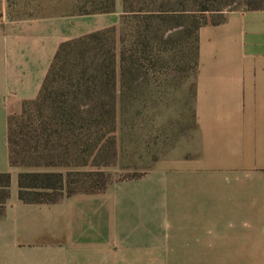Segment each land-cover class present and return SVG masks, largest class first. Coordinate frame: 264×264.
<instances>
[{
	"label": "crops",
	"instance_id": "0c3cea01",
	"mask_svg": "<svg viewBox=\"0 0 264 264\" xmlns=\"http://www.w3.org/2000/svg\"><path fill=\"white\" fill-rule=\"evenodd\" d=\"M1 3L5 11L6 0ZM33 22L29 32L36 40L0 47V173H11L0 217V264L264 259V8L231 11L200 27L191 135L145 176L67 198L63 224L59 215L45 222L36 211L59 209L60 203L20 200L9 118L39 96L62 42L116 22L107 14Z\"/></svg>",
	"mask_w": 264,
	"mask_h": 264
},
{
	"label": "rangeland",
	"instance_id": "374dc122",
	"mask_svg": "<svg viewBox=\"0 0 264 264\" xmlns=\"http://www.w3.org/2000/svg\"><path fill=\"white\" fill-rule=\"evenodd\" d=\"M76 1L43 0L39 8L28 10L16 8L9 16L7 7L4 11L0 0V47H3L1 46L3 43L12 41L36 40L29 32L33 30L29 29V24L34 23L33 19L71 16L77 9ZM150 1L158 3V0ZM165 1L170 9L180 11L200 10L206 7L209 9L205 13L206 21L212 22L221 20L225 13L231 11L264 6V0ZM104 14L113 18L116 26H119L123 14V0H116L114 12ZM202 16L201 14L200 21L204 19ZM10 21L16 22L9 23ZM175 24L181 25L182 28L174 30L169 34L171 36L169 41L161 48L155 49V53L158 49H162V56L152 57V53L150 62L145 60L149 70L146 66H140V68L137 66L135 75H132V82L123 89L120 86L119 90L122 93L125 92L126 97L123 109H117L115 129L108 120L97 123L92 121L91 117H96L102 110L95 109L93 103L88 102L86 109L74 111L66 109L67 115L64 119H67L68 124L65 125L64 122L59 121L60 109L52 108L50 105L42 109H36L33 106L28 109L26 115L19 117L18 126L15 127L18 151L16 158L23 164L14 168L21 172H62L64 174L71 172L73 175L70 189L83 191L91 189L93 185L101 187L103 184H117L120 182L119 179L127 175L143 174L145 176L155 161L167 156L181 139L188 138L195 127L193 109L197 68H195L191 47L193 38L186 34V21L181 18ZM172 46H176V49ZM8 51L6 49L4 53L8 55ZM118 66L120 73V63ZM68 72H63L55 83L59 94L66 89L64 81ZM70 76L75 77V75ZM100 84L98 81V93L102 92ZM62 98L59 96L60 100ZM13 110L16 111V109ZM17 112L14 115L19 116L22 110L18 109ZM85 116L86 121L81 120ZM67 125H70V128L65 131ZM43 126H51L53 131L44 132ZM73 129L74 132H72ZM99 136L104 137L98 145L96 140ZM47 139L49 146L53 149L52 152L46 149ZM50 161L54 165H46ZM78 162H86V164L78 166ZM36 164L43 166H35ZM101 172L104 174L103 179L97 176ZM3 198L4 195L0 194V211ZM63 202L60 203L59 209L55 206V209L37 208L36 211L43 215L45 222L49 221V216L54 214V219L60 218L63 224L64 220L68 219V206H62ZM232 260L236 264H243L244 261V259ZM247 260H249L248 264H264V259L259 257Z\"/></svg>",
	"mask_w": 264,
	"mask_h": 264
},
{
	"label": "trees",
	"instance_id": "16d2710c",
	"mask_svg": "<svg viewBox=\"0 0 264 264\" xmlns=\"http://www.w3.org/2000/svg\"><path fill=\"white\" fill-rule=\"evenodd\" d=\"M42 1L6 0V7L9 16H11L16 8L24 10L39 8L43 4ZM75 4L77 9L72 15L104 14L114 12L116 9V0H77ZM263 8L264 6H255L249 9ZM208 10L206 7L200 10L170 9L165 0H158L157 4L151 3L150 0H123V14L119 26H110L62 42L53 58L39 96L32 101L25 102L19 116L12 115L9 118L11 165L19 167L23 164L16 158L18 151L16 149L15 127L18 126L19 117L26 115L28 109L33 108V106L36 109H42L44 106L50 105L52 108L60 109L59 121L64 122L65 125L68 124L67 119H64L67 115L66 109H72L71 111L86 109L89 103H93L95 109L102 110L96 117H91L92 121L97 123L108 120L115 129L117 109H123L126 97L124 96L125 92L122 93L119 90L120 86L123 89L132 82V75H135L137 66L138 68L146 66L148 69L145 60L149 61L152 53V57L160 58L162 56V49H158L156 53L155 49L161 48L164 43H167L171 37L169 34L174 30L182 28L181 25L175 24L181 18L186 21V34L193 38L191 47L195 68H197L198 31L202 25L208 23L205 18V13ZM201 14L204 18L203 21H200ZM172 47L176 49V46ZM142 62L144 63L142 64ZM67 71L70 73L68 72L65 77L66 89L59 94V89L56 88L55 83L58 81V77ZM70 75H75V77ZM98 81L101 83L102 92L100 93L97 92ZM59 96L63 98L60 100ZM81 120L86 121V116ZM70 125H67L65 131L69 130ZM43 130L50 133L53 131L51 126H43ZM23 133H25L24 130ZM103 137L97 138L96 143L98 145ZM46 149L49 152L53 150L49 146L48 139ZM82 164H86V162H78L77 165ZM46 165L50 166L54 163L50 161ZM35 166L43 165L36 164ZM72 175L71 172L64 174L62 172L22 171L19 173V198L25 203L58 204L77 193L105 192L109 185L103 184L101 187L93 185L91 189L75 191L70 189ZM97 176L103 179L104 174L101 172ZM142 176L143 174L127 175L119 181ZM10 186L11 173H0V194L4 195L0 217L6 211V203L10 197Z\"/></svg>",
	"mask_w": 264,
	"mask_h": 264
}]
</instances>
